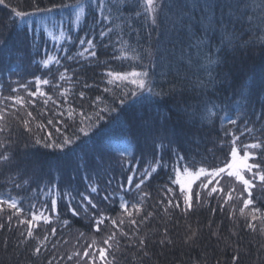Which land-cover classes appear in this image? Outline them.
<instances>
[{"label": "trees", "instance_id": "1", "mask_svg": "<svg viewBox=\"0 0 264 264\" xmlns=\"http://www.w3.org/2000/svg\"><path fill=\"white\" fill-rule=\"evenodd\" d=\"M0 1V264H264V0Z\"/></svg>", "mask_w": 264, "mask_h": 264}, {"label": "rangeland", "instance_id": "2", "mask_svg": "<svg viewBox=\"0 0 264 264\" xmlns=\"http://www.w3.org/2000/svg\"><path fill=\"white\" fill-rule=\"evenodd\" d=\"M156 1L161 3L164 0ZM156 1L151 0V3H156ZM152 4L150 6L152 19L153 23H156L161 5L160 7L159 5L154 7ZM118 148L120 149L119 152L123 153H130L129 151H131V149L125 144L118 145ZM248 166L249 163L244 156L242 157L238 152L231 153V156L226 160L223 168L218 172L220 175V178H218L220 179L219 182L212 183L209 188L212 187V191H214L215 194H218L215 191L219 192L220 194L218 196L222 198L221 200H225V202H250L247 190H250L248 188V183H250L252 176L248 173V169H250ZM179 177L182 187L186 189L192 188L196 181V176L189 171L184 173L179 172ZM246 185L247 187H245ZM255 191L256 194H259V190Z\"/></svg>", "mask_w": 264, "mask_h": 264}, {"label": "bare ground", "instance_id": "3", "mask_svg": "<svg viewBox=\"0 0 264 264\" xmlns=\"http://www.w3.org/2000/svg\"><path fill=\"white\" fill-rule=\"evenodd\" d=\"M147 2V4L149 5V7L151 6V0L149 1V0H146ZM156 1V0H155ZM0 2H3V1H0ZM155 2H153V6L154 7H157V5H159V7H160V5L162 6V2L161 3H159L158 1H156V3L154 4ZM7 7V10H9V12L11 13V14H13V18H12V20H14V21H20L19 19H22V14L17 10V9H14V7H12L9 3H7V2H5L4 3V5H3V7ZM171 7V5L169 4V6H168V9ZM160 9H161V7H160ZM62 12H64V9L62 10ZM64 14H66V11L64 12ZM21 24H20V22H17L16 23V25L14 24V26H16V28H20V27H22V26H20Z\"/></svg>", "mask_w": 264, "mask_h": 264}]
</instances>
